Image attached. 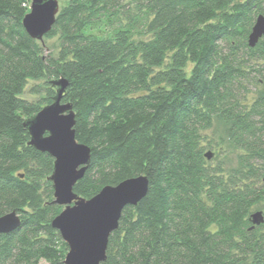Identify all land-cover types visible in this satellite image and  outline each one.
Returning <instances> with one entry per match:
<instances>
[{
    "label": "trees",
    "instance_id": "obj_1",
    "mask_svg": "<svg viewBox=\"0 0 264 264\" xmlns=\"http://www.w3.org/2000/svg\"><path fill=\"white\" fill-rule=\"evenodd\" d=\"M31 2L0 0V217L21 218L0 235V264H65L69 252L52 227L64 210L55 160L25 126L61 80L76 139L92 149L74 192L149 180L104 264H264V224L251 221L264 201V37L248 42L264 0H69L45 36L59 37L57 56L24 29ZM30 81L45 82L38 103L23 97ZM216 118L243 152L229 174L206 157Z\"/></svg>",
    "mask_w": 264,
    "mask_h": 264
},
{
    "label": "water",
    "instance_id": "obj_2",
    "mask_svg": "<svg viewBox=\"0 0 264 264\" xmlns=\"http://www.w3.org/2000/svg\"><path fill=\"white\" fill-rule=\"evenodd\" d=\"M60 12L59 0H32L30 13L23 26L34 40L43 41L54 28ZM264 37V15L257 17L249 35V46L255 48ZM59 86L54 102L44 107L25 126L30 133V146L48 153L54 160L50 181L54 187L55 204L64 210L52 222L67 243L69 252L65 264H104L111 235L118 230L122 212L127 206H137L148 194L149 180L140 176L125 180L118 186H107L92 199L74 192L76 184L85 176L92 159V149L77 141L76 115L70 104L63 103L68 86ZM211 160L213 155H206ZM254 225L264 224L263 212L251 215ZM21 225L16 212L0 217V235L8 234Z\"/></svg>",
    "mask_w": 264,
    "mask_h": 264
},
{
    "label": "rangeland",
    "instance_id": "obj_3",
    "mask_svg": "<svg viewBox=\"0 0 264 264\" xmlns=\"http://www.w3.org/2000/svg\"><path fill=\"white\" fill-rule=\"evenodd\" d=\"M69 0H59L60 9L63 8ZM43 43L46 46V54L57 56L60 39L59 37L53 39H43ZM257 88H261L262 85H257ZM34 87V88H33ZM33 88V89H32ZM256 88H253L255 90ZM33 90L35 92H33ZM256 92H252L250 99L254 100L256 97ZM46 96V85L44 81H30L23 97L29 101L38 103ZM229 124L220 118L214 120L213 127L204 133L206 142L204 143L206 147V153H211L213 155L210 160L212 166L220 165L223 166L226 173H230L233 170L240 169V156L243 153L235 143L231 140L229 136ZM257 212H263L264 214V201L257 204L253 210L252 214ZM264 232V229H261ZM40 264H47L42 261Z\"/></svg>",
    "mask_w": 264,
    "mask_h": 264
}]
</instances>
